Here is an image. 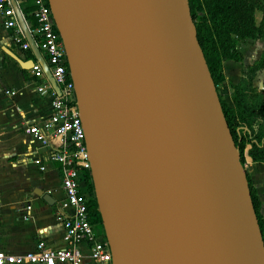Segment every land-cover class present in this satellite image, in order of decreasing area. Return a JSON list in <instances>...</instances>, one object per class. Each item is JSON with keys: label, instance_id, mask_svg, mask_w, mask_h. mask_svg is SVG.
Segmentation results:
<instances>
[{"label": "water", "instance_id": "1", "mask_svg": "<svg viewBox=\"0 0 264 264\" xmlns=\"http://www.w3.org/2000/svg\"><path fill=\"white\" fill-rule=\"evenodd\" d=\"M30 53L55 87L15 0ZM112 264H264L243 168L187 0H48ZM6 53L22 69L33 59ZM33 193L47 205L42 188Z\"/></svg>", "mask_w": 264, "mask_h": 264}, {"label": "crops", "instance_id": "2", "mask_svg": "<svg viewBox=\"0 0 264 264\" xmlns=\"http://www.w3.org/2000/svg\"><path fill=\"white\" fill-rule=\"evenodd\" d=\"M5 18L0 14V251L19 253L31 250L40 237L48 244L63 245L57 212L67 214L69 206L61 192L59 166L50 159L51 145L32 138L26 131L30 124L48 118L49 99L40 97L34 90L40 79L30 69L20 68L6 53L10 51L21 60L33 59L27 50L13 42L14 29L2 26ZM25 21L29 26L31 20ZM240 58V61H222L228 79L233 80L231 86L239 81L242 67L252 65V62L243 61L241 53ZM231 86L222 99L228 106H232ZM59 142L57 137H50L52 145ZM247 148L246 145L243 154L244 171L264 223V162L251 161L246 154ZM34 187L44 189L54 203L47 205L33 193ZM80 250L82 264H91L86 246L81 245Z\"/></svg>", "mask_w": 264, "mask_h": 264}, {"label": "built area", "instance_id": "3", "mask_svg": "<svg viewBox=\"0 0 264 264\" xmlns=\"http://www.w3.org/2000/svg\"><path fill=\"white\" fill-rule=\"evenodd\" d=\"M9 1L0 0V14L6 17L2 26L5 29L13 28V42L18 43L20 49L27 50L28 44L18 28ZM15 1L18 5L20 0ZM29 1V15L35 22L32 28L27 25L20 12L58 92L50 84L38 62L33 61L29 69L40 79L34 90L40 97L49 99V115L40 123L30 124L26 131L32 138L51 145L50 159L59 166L60 188L69 206V213L57 212L61 222L63 245L48 244L40 237L36 239L31 250L19 253L0 251V264H82L81 245L88 249L91 264H112L111 251L105 235L102 231L95 230L96 225L88 218L89 196L83 178L90 175L91 158L84 141L81 115L76 105L65 47L48 0ZM50 137H57L60 142L52 145ZM28 208L29 206H26V209Z\"/></svg>", "mask_w": 264, "mask_h": 264}, {"label": "trees", "instance_id": "4", "mask_svg": "<svg viewBox=\"0 0 264 264\" xmlns=\"http://www.w3.org/2000/svg\"><path fill=\"white\" fill-rule=\"evenodd\" d=\"M18 5L25 19L31 20L29 27L32 28L35 22L29 15L30 1L20 0ZM187 6L194 24L195 39L217 90V85L223 79L222 61L225 59L240 61L241 59L233 39L262 38L264 40L263 0H187ZM255 11L261 14L257 23L254 21ZM27 51L31 56L30 50L27 49ZM260 61L263 62V58ZM259 67L261 66L253 63L246 71L245 68L241 69L239 81L231 86V107L219 97L216 91L227 128L238 151L241 166L244 163L243 150L246 145L248 146L246 154L251 161L264 162V132L259 128L264 124V102L260 94L262 91L255 94L254 104H247V92L251 88L250 81ZM252 112L255 116H252ZM245 179L260 236L263 239L264 223L257 212L256 197L251 193V184L246 174ZM83 181L89 196L87 200L89 221L99 226L104 234L90 175L84 176Z\"/></svg>", "mask_w": 264, "mask_h": 264}, {"label": "rangeland", "instance_id": "5", "mask_svg": "<svg viewBox=\"0 0 264 264\" xmlns=\"http://www.w3.org/2000/svg\"><path fill=\"white\" fill-rule=\"evenodd\" d=\"M263 3H264V0H263ZM198 14H200V13H198ZM260 15L261 14L259 11H255L254 12V21H258V18ZM233 43L235 44V48L240 51L244 62H248L247 64L252 62V65L254 63V64H258L261 66L257 69L256 72H254L253 77L251 78V81H250L251 82V88H250V91L247 92V95H248V103L247 104L248 105L254 104V96H255V94H258L259 91H262V93H260V94H261V96H263L262 99L264 102V53H263L264 52V40L262 38H258V39H254V40H251V39H233ZM262 58H263V62L260 61V59H262ZM249 66L250 65H246L245 67L243 66L242 68H245V71H246ZM222 71H223L224 77H223V80H221L219 82V84L217 85L216 91H218L217 93L220 96V98L224 100V98H223L224 92H226L227 89L230 90V86L232 84L230 82H232L233 80L231 81L228 79L226 68H224V69L222 68ZM235 76H236L235 78L237 79L238 74L235 73ZM252 116H255L254 112H252ZM259 128H260V131L264 132V124H262ZM243 165H242V168L244 171ZM244 175H245V171H244ZM90 181H91V176H90ZM91 183H92V181H91ZM92 189H93V186H92ZM251 193L254 194L252 186H251ZM95 230L100 231V227L96 225ZM262 243L264 246V237L262 239Z\"/></svg>", "mask_w": 264, "mask_h": 264}]
</instances>
